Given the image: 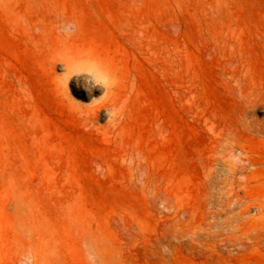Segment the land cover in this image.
Instances as JSON below:
<instances>
[{
  "label": "rangeland",
  "instance_id": "1",
  "mask_svg": "<svg viewBox=\"0 0 264 264\" xmlns=\"http://www.w3.org/2000/svg\"><path fill=\"white\" fill-rule=\"evenodd\" d=\"M0 264H264V0H0Z\"/></svg>",
  "mask_w": 264,
  "mask_h": 264
},
{
  "label": "clouds",
  "instance_id": "2",
  "mask_svg": "<svg viewBox=\"0 0 264 264\" xmlns=\"http://www.w3.org/2000/svg\"><path fill=\"white\" fill-rule=\"evenodd\" d=\"M95 86H100V87H103L104 85L101 84L100 82H96V85Z\"/></svg>",
  "mask_w": 264,
  "mask_h": 264
}]
</instances>
